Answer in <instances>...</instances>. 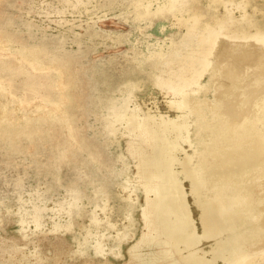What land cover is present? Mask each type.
<instances>
[{
  "label": "rangeland",
  "instance_id": "1",
  "mask_svg": "<svg viewBox=\"0 0 264 264\" xmlns=\"http://www.w3.org/2000/svg\"><path fill=\"white\" fill-rule=\"evenodd\" d=\"M168 2L0 0V121L16 128L14 141L0 137V264H169L162 245L142 240L154 193L132 153L144 133L130 118L142 126L177 114L178 94L157 77L192 52L188 26L224 18L227 7L259 25L264 0H190L178 15ZM157 53L163 64L151 63ZM31 117L45 119L28 130Z\"/></svg>",
  "mask_w": 264,
  "mask_h": 264
},
{
  "label": "bare ground",
  "instance_id": "2",
  "mask_svg": "<svg viewBox=\"0 0 264 264\" xmlns=\"http://www.w3.org/2000/svg\"><path fill=\"white\" fill-rule=\"evenodd\" d=\"M189 1L169 0L166 9L178 15ZM241 16L237 20L227 7L224 18L216 14L213 21L187 27L185 43L193 42L192 54L183 55L168 78L163 69L157 77L178 94L170 101L174 117L161 115L142 126L130 118L144 133L141 146L131 149L147 196L154 193L143 212L150 233L142 240L162 245L169 264L264 263V22ZM242 19L246 22L233 28L227 25ZM181 21L190 24L187 17ZM151 63L163 64V55L155 54ZM65 70L69 87L75 82ZM204 70L209 73L205 83L200 81ZM43 119L28 118L25 127L35 130ZM11 127L0 121V137L10 142L16 130ZM184 143L192 146L191 153Z\"/></svg>",
  "mask_w": 264,
  "mask_h": 264
}]
</instances>
